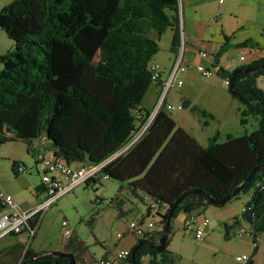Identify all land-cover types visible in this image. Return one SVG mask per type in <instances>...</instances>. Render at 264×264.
Wrapping results in <instances>:
<instances>
[{
  "label": "trees",
  "instance_id": "obj_1",
  "mask_svg": "<svg viewBox=\"0 0 264 264\" xmlns=\"http://www.w3.org/2000/svg\"><path fill=\"white\" fill-rule=\"evenodd\" d=\"M170 27L175 28L174 52L181 45L177 0H14L1 8L0 29L14 49L0 55V144L23 142L30 152L31 141L45 137L53 155L71 165L98 164L119 153L102 173L125 183L135 198L159 200L168 209L191 189L214 200L223 198L252 169L264 168V92L256 85L258 77L264 78L261 71L240 74L232 82L239 94L232 96L244 106L240 124L249 117L257 124L249 135L226 134L218 142L216 131L202 146L161 107L147 131L122 151L150 115L139 105L152 82L150 62ZM262 65L264 57L237 69ZM217 75L228 78L230 85L231 73L219 69ZM182 108L210 116L186 100ZM135 109L144 112L138 121ZM15 166L12 162L14 175ZM248 192L251 198L242 216L250 225L254 248L245 264H254L264 233V170L233 198ZM205 205L201 197L188 196L172 219ZM161 225L148 241L151 246L163 234L164 221ZM223 228L227 237V226ZM169 240L162 251L139 248L135 261L142 264L147 256L148 264L174 263ZM66 241L62 252L72 254L75 264H84L85 245L72 232ZM33 256L26 249L19 264ZM127 262L132 264L130 255ZM26 264H69V259L51 256Z\"/></svg>",
  "mask_w": 264,
  "mask_h": 264
},
{
  "label": "rangeland",
  "instance_id": "obj_2",
  "mask_svg": "<svg viewBox=\"0 0 264 264\" xmlns=\"http://www.w3.org/2000/svg\"><path fill=\"white\" fill-rule=\"evenodd\" d=\"M12 1L14 0H0V10ZM13 49L14 43L0 29V55ZM182 78L185 79L180 91L185 92L189 102H194L212 116L203 117L200 113L178 109L180 92L176 87L171 88L167 94V97H172L174 109L166 112L171 114L169 116L177 127L183 128L199 143L205 145L207 139L216 131L220 133L218 142H223L226 134L240 137L249 135L257 129L253 117H249L245 125L240 124V113L244 106L229 93L224 78L214 75L204 78L192 70H188ZM216 79L218 81L213 85L211 81ZM256 85L264 92L263 77L256 79ZM183 101L184 98H180V104ZM22 145L24 144L13 142L0 144V166L2 172L6 173L7 181H10L14 193L18 196H30L29 191L39 183L41 176L35 172L34 167L26 165L27 171L15 177L7 160L10 156L29 158L31 155L27 156ZM250 198L251 192L240 193L223 206L205 205L196 209L195 214L206 217L209 221V226L203 231L202 240L195 239L194 230L192 232L184 230L186 214L180 212L171 221L168 249L172 251L170 255L175 258L172 264H238L235 256L251 257L254 244L250 235V225L242 216L245 204ZM148 203V197L142 195V198H135L125 183L110 178L88 186H79L58 199L43 214L38 238L50 242L51 245L64 242L67 237L64 236L62 222L66 221L74 238L85 245V259H88L89 255L101 257L106 253L105 249L111 252L109 258H112L117 251L129 250L136 243L135 236L125 234L127 224L144 215ZM224 225L227 226V237ZM123 233L124 237L118 239L117 234ZM257 244L256 253L252 257L254 264H264V233ZM143 261L148 264V261L144 259ZM124 264L129 263L126 261Z\"/></svg>",
  "mask_w": 264,
  "mask_h": 264
},
{
  "label": "crops",
  "instance_id": "obj_3",
  "mask_svg": "<svg viewBox=\"0 0 264 264\" xmlns=\"http://www.w3.org/2000/svg\"><path fill=\"white\" fill-rule=\"evenodd\" d=\"M181 10L182 63L186 68V72L192 70L198 73L196 71L197 66L210 67L216 65L224 72L231 73L242 65H248L252 61L264 57V0H181ZM174 32L175 28L173 27L168 28L164 32L159 41V51L150 62V66L157 65L159 67L160 79L151 82L139 105L141 110L149 111L150 115L157 105L162 83L168 79L172 66L179 55L177 48L174 52L171 50ZM246 41H249L251 44L240 46L241 43ZM200 52L206 53V57H202ZM240 57L244 58L241 63L238 62ZM182 76H178V78L182 79V85L180 87L175 85L171 87H176L177 91L180 92L178 94V105L182 104L179 102L180 98L189 101L185 92L180 91L185 79ZM215 76L219 77L217 74ZM217 81L216 79L211 82L213 85H216ZM165 102L171 106L174 105L172 97H167V95ZM190 102L191 105H197L192 101ZM168 115L171 116L169 113ZM137 133L132 136L131 141H133ZM13 143L24 144L22 146L25 147L27 156L28 154L31 156L29 158L22 156L8 157L7 160L11 172L13 173L12 162H16V165L22 164L25 167L26 165H31L35 168V172L41 176L37 165L38 159L41 155L52 153L53 150L45 137L31 141L29 145L30 152L28 151L27 144L18 141ZM199 144L202 145L201 143ZM206 145L207 143L202 146ZM72 166L78 167L80 165L72 164ZM17 175L19 173H16L14 176L16 177ZM0 191L11 195L18 207L23 211L35 208L46 198L40 180L29 191L30 196H18L15 194L13 188L10 186V181H7L6 173H3L1 170V166ZM140 196L142 198V195ZM123 213L124 211H122ZM42 222L43 220L40 221L37 232L28 247H25L28 238L24 233L7 235L0 239V264H19L26 249L33 251L35 255L62 252L68 237L58 245H51L50 242L39 239L38 234L41 233ZM167 250L170 251L168 247ZM105 252L101 257L89 255V260L85 259L84 264H95L99 258L109 257L111 252H108V249H105ZM171 252L169 253L172 254ZM143 259L149 261V257L147 256ZM143 259L142 264H145Z\"/></svg>",
  "mask_w": 264,
  "mask_h": 264
},
{
  "label": "built area",
  "instance_id": "obj_4",
  "mask_svg": "<svg viewBox=\"0 0 264 264\" xmlns=\"http://www.w3.org/2000/svg\"><path fill=\"white\" fill-rule=\"evenodd\" d=\"M178 1L179 18L181 26V0ZM180 30H182L180 28ZM181 35V34H180ZM183 54V40L181 36V45L179 48V55L175 60L172 69L170 71L168 79L162 83L161 94L158 98L155 110L144 124L139 128L137 135L122 151L127 149L133 142L141 137L149 128L156 112L164 107L165 110L174 109L173 106L167 104L165 97L169 89L175 85L180 87L182 85V79L178 78L180 75H184L186 68L182 63ZM202 57H206V53L200 52ZM244 58L240 57L238 62H243ZM151 79L152 81H158L160 79V71L157 65H151ZM196 71L201 77L207 78L216 75L219 71V67L216 65L210 67L197 66ZM224 83L229 86V79L224 78ZM178 109H182V105L177 106ZM142 113L139 109H135L134 117L136 121L141 118ZM119 153L113 155L107 160L98 164L80 165L74 167L68 164L62 158L56 157L53 153H47L41 155L38 159L37 165L41 172V184L45 193V200L33 209L23 211L21 210L13 197L3 191H0V239L7 235H19L26 234L28 242L25 247L29 246L30 241L34 238L38 225L40 224L43 214L54 204L58 199L72 192L76 187L88 186L95 184L99 180H107L108 176L102 173V169ZM16 173L26 172L27 169L22 164L15 166ZM98 202V201H97ZM168 210V205L159 200L149 199V203L146 205V212L144 215L130 221L127 224V230L125 234H131L137 239L153 240L155 234L161 229V221L163 216ZM209 226V221L206 217H201L199 214H195V210L186 214L183 228L185 231L192 232L194 230V236L196 240H202L204 229ZM64 228V236L69 237L71 230L68 229V223L62 222ZM117 234V238L121 239L125 235ZM130 255L129 250H119L112 258L102 257L96 260L95 264H123L127 261ZM249 256L239 255L235 256V261L238 264H245L249 260Z\"/></svg>",
  "mask_w": 264,
  "mask_h": 264
},
{
  "label": "water",
  "instance_id": "obj_5",
  "mask_svg": "<svg viewBox=\"0 0 264 264\" xmlns=\"http://www.w3.org/2000/svg\"><path fill=\"white\" fill-rule=\"evenodd\" d=\"M254 70L261 71L264 74V65L247 67L244 69H235L234 71H232L231 77H230L229 93L233 96H235V95L238 96L239 94L233 90L232 82H233L234 78L240 74H245V73H248V72L254 71ZM262 105L264 107V96H262ZM260 170H264V168L257 167V168L252 169L250 174L246 177V179L240 185L235 187L232 191H230L227 195H225L223 198H221L219 200H214L212 198L207 197L204 193H202L198 189H191V190L187 191L186 193H184L183 195H181L172 204V206L169 207L165 220H164V218L162 219L164 221V230H163V234H162L161 238L158 240V244L156 246H151L147 240L142 239V240L138 241V243H136V245H134L132 247V249L130 251V259H131L132 264H138L135 261V253L141 247H153L156 251H162L163 249H165L166 240H167L169 233H170L171 221H172L174 211L177 208V206L182 202L183 199H185L186 197L191 196V195H197V196L201 197L202 199H204V201H206V203L209 205L223 206L227 202H229L236 194H238L241 191V189L243 188V186H245L247 183H249V181L254 176V174ZM51 256H53V257H64V258L69 259V264H75L73 255L70 253H63V252H51V253H46V254H42V255H35V256L29 258L28 260H25L22 264H26L27 262L35 260V259L47 258V257H51Z\"/></svg>",
  "mask_w": 264,
  "mask_h": 264
},
{
  "label": "clouds",
  "instance_id": "obj_6",
  "mask_svg": "<svg viewBox=\"0 0 264 264\" xmlns=\"http://www.w3.org/2000/svg\"><path fill=\"white\" fill-rule=\"evenodd\" d=\"M166 98V97H165ZM183 109V108H182ZM165 110V109H164ZM140 240H142V239H140ZM157 244H158V242H157ZM131 250V249H130Z\"/></svg>",
  "mask_w": 264,
  "mask_h": 264
}]
</instances>
